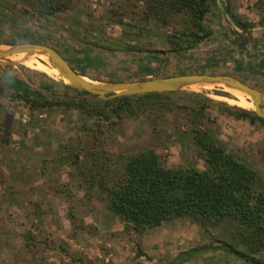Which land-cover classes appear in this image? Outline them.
Returning <instances> with one entry per match:
<instances>
[{
    "label": "rangeland",
    "instance_id": "rangeland-1",
    "mask_svg": "<svg viewBox=\"0 0 264 264\" xmlns=\"http://www.w3.org/2000/svg\"><path fill=\"white\" fill-rule=\"evenodd\" d=\"M69 1L68 11L40 18L25 0H0V46H49L94 82L229 75L264 94L258 0H217L205 22L213 35L197 46L181 36L189 26L183 16H171L167 25L157 16L144 18L147 0ZM232 15L255 28L243 32ZM40 74L23 63L0 66V264H173L182 252L219 246L217 238L232 236L233 230L205 232L183 218L136 233L87 181L94 162L122 173L131 156L152 151L164 168L203 171L207 162L197 138L208 134L254 171L255 190L264 192V124L228 112L253 111L226 100L239 101L232 90L187 87L162 95L137 117L118 118L106 109V119L98 113L102 106L91 107L105 100L64 85L61 77L42 81ZM16 96L91 106L33 109ZM201 108L202 116H195ZM257 257L264 262V250ZM188 264L242 263L212 251Z\"/></svg>",
    "mask_w": 264,
    "mask_h": 264
},
{
    "label": "trees",
    "instance_id": "trees-1",
    "mask_svg": "<svg viewBox=\"0 0 264 264\" xmlns=\"http://www.w3.org/2000/svg\"><path fill=\"white\" fill-rule=\"evenodd\" d=\"M25 2L40 18L64 13L71 6L69 0ZM145 6L144 18L157 16L164 25L168 24L171 16L172 18L183 16L189 26L187 32H183L181 36L191 39L194 46L213 35L205 26V22L207 15L217 7V0H147ZM258 7L262 17L260 23L264 27V0H258ZM230 17L236 27L243 32L255 28L253 24L244 23L233 15ZM178 41L180 42V39ZM178 41H172V45L181 46ZM181 50L182 48H179L178 51ZM158 54L165 52H156L154 57L149 56V59H157L155 55ZM40 77L42 81H50L43 73ZM43 88L49 91L46 86ZM81 93L95 97L83 91ZM162 95L168 94L120 97L102 101V104L94 106L86 100L76 103L31 100L21 96H16V99L31 104L33 109L64 106L90 111L91 106L96 108L94 109L96 111L102 106L104 109L98 113L109 119L106 109L118 118H121L123 113L137 117L146 111V106L156 104ZM227 110L239 119L249 118L251 121H261L264 124V120L252 111L230 107ZM203 111L204 108H201L195 116L201 117ZM197 142L207 162V168L203 171L196 169L175 171L164 168L160 164L159 156L148 151L131 156L125 163L122 173L112 170L109 162L96 164L93 161L94 164L87 173V181L103 192L108 209L125 218L136 233H141L146 228L159 227L165 221L181 218L195 222L205 232H210L214 228L233 230L232 236L227 235L222 241L217 238V241H220L219 246H203L183 252L173 264H185L199 254L212 251H222L242 264H264L257 257L264 250V192L255 190L256 174L219 147L210 135H200ZM33 239L32 235H28L31 244Z\"/></svg>",
    "mask_w": 264,
    "mask_h": 264
},
{
    "label": "water",
    "instance_id": "water-1",
    "mask_svg": "<svg viewBox=\"0 0 264 264\" xmlns=\"http://www.w3.org/2000/svg\"><path fill=\"white\" fill-rule=\"evenodd\" d=\"M24 55L22 60L13 62L15 56ZM34 56H46L62 78V83L73 89L86 92L101 100H113L146 94L177 93L187 87L223 86L248 96L253 104V113L264 120V94L229 75L188 74L144 81L94 82L79 75L55 49L37 43L0 46V66L23 63ZM10 60V61H9Z\"/></svg>",
    "mask_w": 264,
    "mask_h": 264
},
{
    "label": "bare ground",
    "instance_id": "bare-ground-1",
    "mask_svg": "<svg viewBox=\"0 0 264 264\" xmlns=\"http://www.w3.org/2000/svg\"><path fill=\"white\" fill-rule=\"evenodd\" d=\"M23 58H24V55H19V56L13 57L12 60H15V59L22 60ZM23 64L30 69L36 70L38 72H41L47 75L48 77H52V78L60 77L59 72L50 65L49 59L46 56H38L37 58L31 57L30 59L25 60ZM232 95L236 97L239 101L226 99L229 102H231V104L233 103L234 105L240 108H243V109H246V108L250 110L254 109V104L252 100L245 94L232 90Z\"/></svg>",
    "mask_w": 264,
    "mask_h": 264
},
{
    "label": "crops",
    "instance_id": "crops-1",
    "mask_svg": "<svg viewBox=\"0 0 264 264\" xmlns=\"http://www.w3.org/2000/svg\"><path fill=\"white\" fill-rule=\"evenodd\" d=\"M188 251H189V250H188ZM182 253H183V252H182ZM180 254H181V253H180ZM177 257H178V256H177ZM177 257H176V258H177ZM192 259H193V258H192ZM192 259H190V260H189L188 262H186L185 264H188ZM175 260H176V259H175Z\"/></svg>",
    "mask_w": 264,
    "mask_h": 264
}]
</instances>
